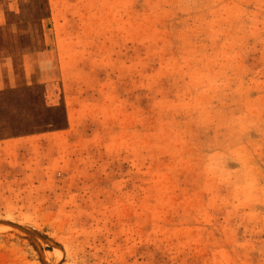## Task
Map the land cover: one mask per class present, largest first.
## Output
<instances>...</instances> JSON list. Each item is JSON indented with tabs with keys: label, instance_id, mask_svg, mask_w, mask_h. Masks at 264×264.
Returning <instances> with one entry per match:
<instances>
[{
	"label": "rangeland",
	"instance_id": "rangeland-1",
	"mask_svg": "<svg viewBox=\"0 0 264 264\" xmlns=\"http://www.w3.org/2000/svg\"><path fill=\"white\" fill-rule=\"evenodd\" d=\"M0 264H264V0H0Z\"/></svg>",
	"mask_w": 264,
	"mask_h": 264
},
{
	"label": "crops",
	"instance_id": "crops-1",
	"mask_svg": "<svg viewBox=\"0 0 264 264\" xmlns=\"http://www.w3.org/2000/svg\"><path fill=\"white\" fill-rule=\"evenodd\" d=\"M2 17V16H1ZM3 24V17L0 26ZM13 65L9 58H0V91L12 88L15 85Z\"/></svg>",
	"mask_w": 264,
	"mask_h": 264
},
{
	"label": "trees",
	"instance_id": "trees-1",
	"mask_svg": "<svg viewBox=\"0 0 264 264\" xmlns=\"http://www.w3.org/2000/svg\"><path fill=\"white\" fill-rule=\"evenodd\" d=\"M2 137H4V136L0 135V138H2Z\"/></svg>",
	"mask_w": 264,
	"mask_h": 264
}]
</instances>
